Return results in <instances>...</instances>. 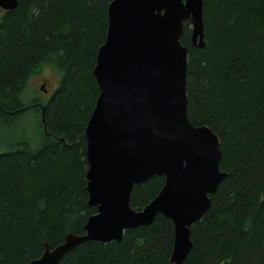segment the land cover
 I'll list each match as a JSON object with an SVG mask.
<instances>
[{"label":"trees","instance_id":"1","mask_svg":"<svg viewBox=\"0 0 264 264\" xmlns=\"http://www.w3.org/2000/svg\"><path fill=\"white\" fill-rule=\"evenodd\" d=\"M112 1L18 0L1 10L0 121L36 108L21 96L43 68L62 78L44 105L43 146L0 153V264H30L45 242L55 248L69 233L85 234L97 212L89 206L85 134L100 95L93 72ZM203 16L205 48L193 47L189 22L181 38L188 115L220 137L228 177L192 226L184 264H264V0H204ZM164 184L156 176L136 185L131 207L143 210ZM174 236V222L159 215L121 242H84L60 264H172Z\"/></svg>","mask_w":264,"mask_h":264},{"label":"water","instance_id":"2","mask_svg":"<svg viewBox=\"0 0 264 264\" xmlns=\"http://www.w3.org/2000/svg\"><path fill=\"white\" fill-rule=\"evenodd\" d=\"M18 0H0V10ZM204 0H113L109 29L94 77L100 95L86 126L89 206L97 212L85 234L69 233L30 264H60L88 241L121 242L126 230L152 225L159 215L174 222L172 264L193 249L192 226L212 206L228 173L221 170V139L188 115V49L205 48ZM42 119L45 108H42ZM45 122V120H44ZM161 176L165 184L141 211L131 207L136 185ZM264 196V194H263Z\"/></svg>","mask_w":264,"mask_h":264},{"label":"rangeland","instance_id":"3","mask_svg":"<svg viewBox=\"0 0 264 264\" xmlns=\"http://www.w3.org/2000/svg\"><path fill=\"white\" fill-rule=\"evenodd\" d=\"M3 12L0 10V21ZM62 72L56 68H43L28 83L27 89L21 96L22 104L36 108L0 121V153L22 149L26 145L30 150H39L44 143L42 126V109L46 101L53 96L60 85ZM86 136V134H85Z\"/></svg>","mask_w":264,"mask_h":264}]
</instances>
